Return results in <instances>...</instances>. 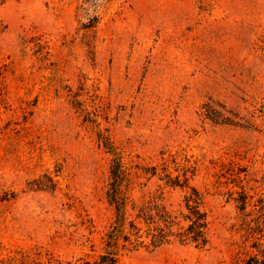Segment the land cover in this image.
Masks as SVG:
<instances>
[{"label":"rangeland","instance_id":"obj_1","mask_svg":"<svg viewBox=\"0 0 264 264\" xmlns=\"http://www.w3.org/2000/svg\"><path fill=\"white\" fill-rule=\"evenodd\" d=\"M263 36L264 0H0V257L98 256L113 217L103 132L142 162L198 164L211 222L205 249L143 248L120 264H244L255 243L227 192L247 168L242 184L264 198ZM165 196L178 208L184 192Z\"/></svg>","mask_w":264,"mask_h":264},{"label":"trees","instance_id":"obj_2","mask_svg":"<svg viewBox=\"0 0 264 264\" xmlns=\"http://www.w3.org/2000/svg\"><path fill=\"white\" fill-rule=\"evenodd\" d=\"M98 20L99 17L94 16L86 28L94 27L93 23ZM258 48L264 51V36ZM205 108V115L214 122L232 123L233 120L219 116V111L209 106ZM98 138L112 156L105 196L113 209V217L101 235L98 256L94 260L85 259L83 264H120L121 257L130 252L175 243L193 244L201 249L209 247L211 222L206 196L193 183L199 175L198 164H193L189 157L179 160L174 154L170 158L163 156L161 163H145L140 156H125L110 135L100 132ZM242 172H247V168H241L234 180V187L239 190L232 188L227 194L243 214V230L255 243L256 253L244 264H264V198L255 200L242 184ZM217 183L223 185L225 182L220 179ZM168 189L184 192L178 208L168 205L165 196ZM137 191L144 192L141 198L136 197ZM81 224L90 236L96 233L93 220L83 217ZM91 251L95 252L94 244ZM0 264L64 263L49 251L44 252L43 247H37L33 253L20 250L14 255L0 257Z\"/></svg>","mask_w":264,"mask_h":264}]
</instances>
